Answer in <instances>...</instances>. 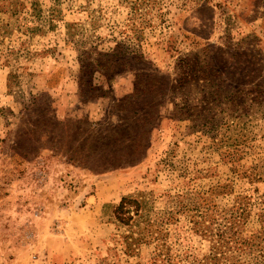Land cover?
Masks as SVG:
<instances>
[{"label": "rangeland", "instance_id": "rangeland-1", "mask_svg": "<svg viewBox=\"0 0 264 264\" xmlns=\"http://www.w3.org/2000/svg\"><path fill=\"white\" fill-rule=\"evenodd\" d=\"M261 249L264 0H0V264Z\"/></svg>", "mask_w": 264, "mask_h": 264}, {"label": "trees", "instance_id": "trees-1", "mask_svg": "<svg viewBox=\"0 0 264 264\" xmlns=\"http://www.w3.org/2000/svg\"><path fill=\"white\" fill-rule=\"evenodd\" d=\"M141 201H138L131 197L124 198L119 205L115 207V214L117 218H119L122 222L125 224H129L131 221H135L134 216L143 217L144 215V208L141 206ZM133 213V215H132ZM234 222L236 224L237 218H233ZM234 227V223H230L226 230L222 231L220 234V238L230 239L233 235L228 236L227 238L226 234L229 233L228 229L231 230ZM260 254H264V250H260Z\"/></svg>", "mask_w": 264, "mask_h": 264}]
</instances>
